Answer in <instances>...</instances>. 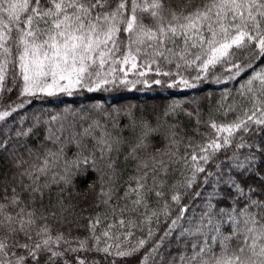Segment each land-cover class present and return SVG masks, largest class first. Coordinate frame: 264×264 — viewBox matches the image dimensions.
I'll list each match as a JSON object with an SVG mask.
<instances>
[{
    "label": "snow or ice",
    "instance_id": "6c2138e0",
    "mask_svg": "<svg viewBox=\"0 0 264 264\" xmlns=\"http://www.w3.org/2000/svg\"><path fill=\"white\" fill-rule=\"evenodd\" d=\"M161 61L177 69L194 68L195 81L206 78L217 66L229 73L228 79L239 76L255 62L264 61V0H0V98L15 91L19 100L10 110L0 111V122H7L17 107L24 106V97L71 94L77 88L93 92L117 80L127 86L133 83L126 79L129 71L143 67L146 71L137 74L145 76ZM117 71L125 78H118ZM156 75L172 73L157 70ZM254 82L259 83L258 95ZM142 83L149 84L147 80ZM151 84L160 85L161 80ZM179 84L193 86L182 76ZM175 86V80L168 85ZM245 87L253 94L252 107L231 124L211 123L215 134L181 158L192 173L184 188L195 190L172 191L171 203L165 201L162 212L152 211L148 199L154 194L159 203L167 195V181L162 177L167 176L169 164L163 156L152 155L137 165L138 170L150 169L151 186L149 171L133 177L135 187L130 185L125 192L123 207L110 209L111 221L105 223L108 216L103 221L99 216L89 217L85 236L60 229L54 232L47 220L56 212H40L36 204L39 200L43 206L44 189L49 185L40 180L48 173V156L55 153L46 154L39 165L21 158L15 164L20 169L21 190L7 185L0 190V264H102L89 258L92 252L101 253L102 259L111 258L108 264H118L115 258L133 257L149 241L150 252L140 264H149V260L155 264L154 257L171 240L184 246L171 264H264V197H257L242 179L249 165L235 152L228 163L215 162L228 147H245L243 134L250 131V124L262 126L264 132V71L255 73ZM95 127H100L98 122ZM138 128L137 142L129 153L134 160L141 159L137 152L146 149L158 132L146 120ZM29 132L21 129L16 135ZM236 133L239 144L233 140ZM84 134L90 136L91 131L85 129ZM94 139L101 155L113 150L107 134ZM7 143L0 138V152L7 151ZM259 152L264 156V144ZM164 155L170 160L174 154ZM254 159L255 151L245 157V161ZM80 162L87 164L89 158ZM205 165L216 170L209 171ZM60 180L70 183L66 176ZM222 183L224 187H218ZM208 187L214 190L198 205L196 201L204 196L200 189ZM225 189L234 203L220 207ZM101 195L108 204L111 191ZM185 199L191 202L184 203ZM66 212L67 208L61 209V214ZM161 214L163 228L153 229L151 225L160 223ZM102 223L105 226L98 232ZM145 229L146 238L136 236V231Z\"/></svg>",
    "mask_w": 264,
    "mask_h": 264
},
{
    "label": "trees",
    "instance_id": "16d2710c",
    "mask_svg": "<svg viewBox=\"0 0 264 264\" xmlns=\"http://www.w3.org/2000/svg\"><path fill=\"white\" fill-rule=\"evenodd\" d=\"M152 68L153 71L147 72L145 76L137 74L138 71H146L143 67L129 71L126 79L133 83L127 86L121 85L117 80L115 85L110 83L104 89L93 92L87 91L86 88H77L73 89L71 94L59 92L52 96L37 94L34 97H24V106L17 107L7 122H0V138L8 142L7 151L0 152V190L5 185L16 187L17 191L21 190L20 169L15 167L21 158L29 164L39 165L46 154L55 153L54 156H48V173L40 180L41 184L49 185L44 189L43 206L38 200L36 208L40 212H56L55 217L48 215L47 222L52 225L54 232L57 229L66 233L70 231L72 236L87 235L89 217L99 216L103 221L105 216H108L105 223L111 221L110 209L125 205L126 201L122 197L130 185L135 187L132 178L140 175L142 171H149L148 183L151 186L150 169L138 170L137 165L152 155L157 158L163 156L169 164L167 176L162 177L167 181V195L159 203L154 194L149 197L148 204L152 211L162 212L165 201L171 203L172 191L181 194L194 191L195 189L184 188L192 173L181 158L191 152L192 146L205 143L209 134H215L211 123L231 124L238 117H243V113L252 107L253 94L248 92L245 86L255 73L264 71V61L255 62L251 68L233 79H228L229 73L220 66L210 69L207 77L199 81L193 80L198 74L194 68L177 69L174 64L162 61L152 65ZM157 70L171 72L172 75H156ZM115 75L125 78L119 71ZM181 76L188 79L193 86L185 88L180 85ZM154 79L161 80V84H151ZM144 80L149 84L142 83ZM173 80L177 82V86L168 87ZM252 87L258 95L259 83L254 82ZM8 96H11V100H8ZM18 104L15 91L5 94L0 98V111L10 110ZM52 117L56 119L53 120ZM145 120L157 128L158 132L150 138L146 149L137 152L141 159L134 160L129 153L137 142L138 125ZM97 122L100 125L98 128L95 127ZM261 127L250 124V131L243 134L245 147H228L226 152L218 154L219 159L215 161L228 163V157L233 156L235 152L240 161L249 165L245 157L255 151V159L249 161L252 166L249 165V171L244 173L242 179L254 189L257 197H264V156L259 152V146L264 144V132H261ZM21 129L25 132L31 129V132L17 136L16 133ZM85 129L91 131L90 136L84 134ZM104 134L110 137L113 150L101 155L94 138ZM49 136L53 139L49 140ZM233 140L235 144H239L240 134L236 133ZM12 149L13 158L9 161L6 156ZM166 153L174 155L169 160L168 156L164 155ZM85 156L89 158V162L78 163V160L82 161ZM205 167L209 171L216 170L214 166ZM225 172L232 174L228 169H225ZM228 175H225V180ZM61 176L69 177L70 183L60 180ZM24 182L28 183L27 179ZM218 187H224L223 183ZM200 190L204 192V196L196 201L198 205L202 204L208 193L214 189L208 187L206 190ZM102 191L112 193L108 204L103 202L107 197L101 195ZM223 195L225 199L221 200L220 207L234 203L233 198L227 196V189ZM24 198L27 199L26 194ZM134 198L129 197V200ZM216 199L213 203H216ZM183 202L191 201L185 199ZM63 208H67L69 212L61 214ZM164 222L165 217L161 214L160 223L153 222L151 227L163 228ZM104 226L102 223L97 231ZM159 234L157 233V236ZM136 236L146 238V229L145 232L136 231ZM151 245L152 241H149V244L133 257L115 259L118 264H140L142 257L149 254ZM183 247L178 241H166L159 255L154 257L155 264H171L173 257L181 254L177 250ZM87 255L90 259L102 261V264H108V259H111H102V254L96 252ZM149 264H153V261L149 260Z\"/></svg>",
    "mask_w": 264,
    "mask_h": 264
},
{
    "label": "rangeland",
    "instance_id": "374dc122",
    "mask_svg": "<svg viewBox=\"0 0 264 264\" xmlns=\"http://www.w3.org/2000/svg\"><path fill=\"white\" fill-rule=\"evenodd\" d=\"M35 127V126H34ZM13 152H14V149H12L11 151H10V153H8V155L6 156L7 157V159L9 160V161H12V154H13ZM248 164L250 165V166H252V164L248 161Z\"/></svg>",
    "mask_w": 264,
    "mask_h": 264
}]
</instances>
